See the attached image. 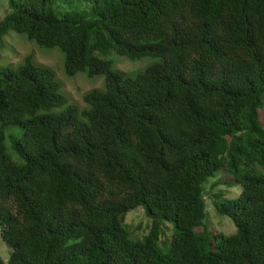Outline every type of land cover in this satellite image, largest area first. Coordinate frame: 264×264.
<instances>
[{
  "label": "trees",
  "instance_id": "1",
  "mask_svg": "<svg viewBox=\"0 0 264 264\" xmlns=\"http://www.w3.org/2000/svg\"><path fill=\"white\" fill-rule=\"evenodd\" d=\"M11 30L104 76L80 110L29 56L0 67V264H264V0H8ZM112 51L160 58L131 77ZM1 57V53H0ZM13 127L22 129L18 136ZM237 231L204 225L206 183ZM215 188V187H213ZM152 224L135 238L126 218ZM174 234L162 243L164 223Z\"/></svg>",
  "mask_w": 264,
  "mask_h": 264
},
{
  "label": "rangeland",
  "instance_id": "2",
  "mask_svg": "<svg viewBox=\"0 0 264 264\" xmlns=\"http://www.w3.org/2000/svg\"><path fill=\"white\" fill-rule=\"evenodd\" d=\"M7 7L8 0H0V21L6 16ZM0 53V67H17L22 64L27 57L34 56L38 63L52 68L57 74L60 83V92L68 97L70 105H75L80 110H84L88 106L84 101V95L88 91L105 88L104 76H90L88 72H82L76 76L68 75L65 71V55L61 49L41 47L36 42L29 40L25 35L17 33L14 30L9 31L4 36L1 42ZM106 57L113 61V66L116 71L126 73L131 77H136L150 65L161 60L155 57H143L141 59L132 60L114 51ZM261 118L264 121V110L261 111ZM13 130L18 136H22V129L20 127H13ZM229 177L230 174L222 169L216 173L215 178H211L206 183L207 211L204 225L200 230L207 228L213 234L222 233L226 236L234 234L237 231L236 225L228 216L220 215L217 212L212 197L213 193L222 192L224 195L223 199L225 200L238 198L241 193L240 186H230L228 184L215 185L217 181H226ZM126 223L129 225L133 236L138 239L148 234L152 219L148 216L143 207H138L129 212ZM173 234L174 224L165 222L164 233L161 239L162 243L164 244L165 241H168V247H170V239H172ZM0 256L5 260H8L10 256V248L1 238V235Z\"/></svg>",
  "mask_w": 264,
  "mask_h": 264
}]
</instances>
